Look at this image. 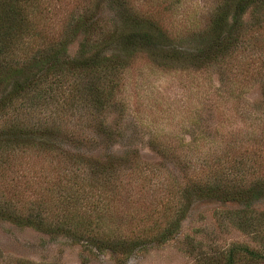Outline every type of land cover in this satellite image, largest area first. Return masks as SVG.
I'll use <instances>...</instances> for the list:
<instances>
[{
  "label": "trees",
  "instance_id": "16d2710c",
  "mask_svg": "<svg viewBox=\"0 0 264 264\" xmlns=\"http://www.w3.org/2000/svg\"><path fill=\"white\" fill-rule=\"evenodd\" d=\"M45 1L0 0V219L44 232L56 227L74 238L86 234L84 240L97 250L133 251L144 243L135 231L131 232L135 239H129L121 236L116 223L109 231L97 230L109 227L104 222L111 221L110 213L117 210L112 185L122 179L117 170L128 162L138 163L137 151L103 152L97 157L79 148L121 136L123 79L139 58L168 70L218 69L226 84L216 91L214 104L241 100L242 78L255 71L254 59L242 52L252 43L249 34L264 31V0H222L207 28L182 36H170L154 14L134 9L130 0H106L112 17L102 14L98 1L75 8L54 31ZM258 2L256 15L246 26L241 17ZM76 39V51L70 54ZM261 64L263 69L255 74L264 77ZM115 109L119 118L108 122V113ZM255 109L260 114L246 117H252L249 126L259 129L260 137L251 144L233 136L220 154L195 165L177 162L183 164L187 181L183 189L169 184L168 201L242 199L249 206L264 199V101ZM194 112L189 119L195 129L192 150L219 149L207 127L201 129L207 119ZM73 120L76 127L69 130ZM90 129L99 139L85 134ZM174 138L176 146L163 143L160 157L174 152L179 156L184 150L185 143ZM32 154L40 158L38 168L27 160ZM22 164L26 169H17ZM172 207L174 203L149 215L150 223L142 231L152 232L151 242L161 243L176 230L178 218L173 220ZM179 209L182 214L184 208ZM58 216L61 220L53 225L52 217ZM242 225L264 236V212L258 217L246 214ZM207 264H264V237L259 248L233 244L209 257Z\"/></svg>",
  "mask_w": 264,
  "mask_h": 264
},
{
  "label": "rangeland",
  "instance_id": "374dc122",
  "mask_svg": "<svg viewBox=\"0 0 264 264\" xmlns=\"http://www.w3.org/2000/svg\"><path fill=\"white\" fill-rule=\"evenodd\" d=\"M96 1L102 6V14L112 17L106 0H46L51 27L55 31L67 13L75 8L94 6ZM221 1L130 0V3L134 9L154 14L162 27L167 28L170 36H182L190 31L207 28ZM258 6L259 2L250 5L241 17L246 26L252 21L253 14L256 15ZM249 36L253 39L252 43L242 55L254 59L255 71L251 70L252 73L248 74L254 75L242 78L238 88L242 92L241 100L231 102L227 99L214 104L212 99L216 91L226 84L218 69L168 70L151 64L145 58H139L127 70L123 79L121 100L125 106L120 123L121 136L114 135L116 138L98 146L90 144L89 147L79 148V151L97 157H101L103 152L120 155L126 151H137L138 156L135 158L138 163L122 164L117 170L122 176L121 182L112 185L117 192L114 205L118 211L110 213L111 221L105 220L104 223L109 222V227L96 229L109 231L108 228L116 223V227L121 229V236H129L131 239L137 233L144 239V243L138 244L130 252L123 248L116 251L97 250L84 240L86 234L74 238L56 227L51 232H44L0 219V264H207L209 257L223 252L233 244L261 247L264 236L244 228L242 219L246 214L261 216L264 212V199L254 201L249 206L242 199L228 202L194 197L189 202L177 198L167 199L169 184L174 185L172 189H183L186 185L183 164L177 162L195 165L208 156L220 154L225 143L234 139L233 136L242 140L249 139L251 144L254 138L260 137V130L249 126L252 117L249 119L246 114H260L255 107L264 101V77L255 74L263 69L264 31H256ZM78 39L70 44V54L76 51ZM195 110L204 120L207 119L200 123L201 129L204 131L207 127L206 133L217 140L220 148H215L216 151L209 147L196 152L192 150L195 129L189 119ZM108 114V122L119 118L116 109ZM74 123L73 120L68 125L69 130L76 127ZM85 134L97 138L93 129L87 130ZM174 135L185 143L184 150L179 152V156L174 152L172 158L160 157L158 153L163 149V143L174 144ZM71 149L74 152L78 150L73 146ZM29 158V164L35 168L42 165L38 163L39 156L32 154ZM21 166L25 164L17 169ZM172 203L175 204L173 209L170 208L173 220L178 218L176 230L161 243L151 242L149 239L152 232L142 231L150 223L149 215L154 216L163 210V206H171ZM180 207L184 208L182 214ZM61 218L52 217V224H57Z\"/></svg>",
  "mask_w": 264,
  "mask_h": 264
}]
</instances>
